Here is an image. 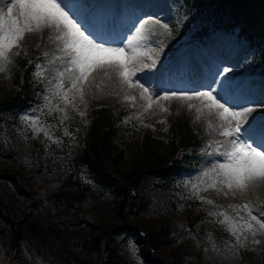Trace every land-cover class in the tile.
<instances>
[{
    "label": "rangeland",
    "instance_id": "rangeland-1",
    "mask_svg": "<svg viewBox=\"0 0 264 264\" xmlns=\"http://www.w3.org/2000/svg\"><path fill=\"white\" fill-rule=\"evenodd\" d=\"M123 1L114 0L113 20L119 15L113 23L115 26L102 21L100 27L89 26L95 11V0H64V3L68 6L65 10L69 15L77 19L82 28L87 27L98 43L108 42L106 46H116L128 29L134 24L138 26V21L142 19L151 17L153 21H160L159 24L148 25L153 33L150 43L153 51L149 53L151 59H144V64H151L154 60L155 67L141 65L142 71L137 73V77L141 78L139 83L148 89L151 107H147V98H141L140 87L123 84L111 69L94 70L82 86L81 99L77 90L71 88L69 74L65 73L63 78L58 75L66 63L57 58L61 57V53L54 40L55 32L51 29L26 32L19 45L9 52L11 62L0 60V66L4 67V71L0 72V94L11 87L9 69L14 59L23 55L29 57L30 53L38 55L31 59V77L37 86L23 105H13L15 107L0 111V159L3 163L21 168L37 191L35 201H46L45 192L54 185L56 177L65 167L69 148L83 134L91 105L105 103L111 105L114 111L120 109L118 122L126 128L124 132L129 140L140 142L146 139L161 149L166 145L170 125L185 121L199 139L195 149L188 147L185 153L193 152L197 162L177 174L172 188L166 191L164 197L153 202L145 219L149 224L160 216L169 220L173 246L187 254L189 264H264V230L259 229L243 207L247 203L252 208V215L261 218L258 214L264 213V181L250 182L244 190L229 189L220 183L222 177L213 169L225 162L220 152L225 151L227 146L223 145L225 138L215 131L222 123L216 112L203 108L196 98L163 99L165 93L171 92L191 94L193 91H212L221 103H227L229 107L242 105L254 108L248 118L254 117L253 123L259 127L264 124V106H261L264 105V69L254 68L250 59L252 48L237 36L236 27L216 28L201 40L178 43L175 47L173 40L180 41L185 37L184 33L170 41L166 38L173 37L170 31L178 29L183 23L182 18L176 17L178 0H137V8L125 2L126 10L121 7ZM8 6L10 0H0V14H6ZM124 11L129 20L127 23L122 20L125 18ZM16 13L14 8L13 14ZM164 24L168 25L167 29L162 27ZM211 52L213 56L209 55ZM182 54H186L191 62H196L197 55L204 56L206 65L202 66L204 73L199 68L200 76H187L189 86L173 85V76L169 74L171 66L179 65ZM223 69H228V72L219 75ZM105 72L108 74L105 75ZM204 74H207L206 78ZM61 81L64 87L58 93L56 86ZM237 88L255 99L243 100V97V101L229 100ZM64 92L68 94L69 103L61 98ZM197 108L202 111L197 113ZM45 132L48 134L45 135ZM218 147L220 152L216 151ZM213 181L216 187H210ZM209 200L212 203H208ZM221 213L228 217L225 223L220 222L225 220ZM78 216L92 218L86 208ZM244 221L254 225L255 235L243 227ZM229 224L237 227L239 240L229 230ZM127 248L131 256L137 257V243L131 236L127 238ZM22 255L27 260L21 262L16 253L0 241V264H44L28 251ZM138 262L140 264L139 258ZM185 263L182 261V264Z\"/></svg>",
    "mask_w": 264,
    "mask_h": 264
},
{
    "label": "trees",
    "instance_id": "trees-1",
    "mask_svg": "<svg viewBox=\"0 0 264 264\" xmlns=\"http://www.w3.org/2000/svg\"><path fill=\"white\" fill-rule=\"evenodd\" d=\"M175 12L183 23L166 40L185 35L173 40L175 47L214 28L236 26L252 48L254 67L264 69V0H178ZM33 56L38 57L18 56L10 65L11 87L0 94V111L19 107L33 95ZM112 108L90 106L83 134L69 148L46 201H35L37 191L21 168L0 159V241L21 262L28 251L44 264H139L138 258L140 264H189L187 254L173 246L169 220L160 216L149 224L145 216L177 174L197 162L185 150L195 149L198 136L182 121L170 125L162 149L146 139L132 141L118 122L121 110ZM84 208L92 218L78 216ZM130 236L137 257L127 250Z\"/></svg>",
    "mask_w": 264,
    "mask_h": 264
},
{
    "label": "snow or ice",
    "instance_id": "snow-or-ice-1",
    "mask_svg": "<svg viewBox=\"0 0 264 264\" xmlns=\"http://www.w3.org/2000/svg\"><path fill=\"white\" fill-rule=\"evenodd\" d=\"M63 5V6H62ZM68 7L64 0H10V6L7 7L6 14H0V60L9 61V52L23 39L26 32H42L45 29H51L55 32L54 40L57 42V50L61 53L62 62L66 63L64 70L58 73L63 78L65 73L69 74L71 88L76 89L81 99H83V84L88 80L89 75L96 69H111L115 71L120 81L128 87L137 86L142 89L141 98H147L151 107V97L147 96L148 89L139 83L140 77L137 73L142 71L143 67H155V61L151 64H144V59L153 49L150 47L153 33L148 28L149 24H159L160 21H153L151 17L138 21V26L134 24L132 28L117 42L116 46H106L108 42H97V38L87 29L82 28L77 19L69 15L65 10ZM17 13L13 14V9ZM165 29L167 24L162 25ZM50 39H53L50 37ZM45 55H47L45 53ZM4 67L0 66V72ZM228 72L223 69L219 75ZM39 75V73H37ZM108 73L105 72V75ZM133 78H136L135 80ZM57 90L64 87L62 81L57 84ZM219 95V93H218ZM170 97H179L180 99L191 100L196 98L201 101L203 108L209 112L215 111L222 123L215 131L224 137L223 145L226 150L220 152L225 159L224 163H219L213 170L222 179L220 183L225 184L229 189L244 190L250 182L264 181V124L259 127L254 125L249 115L254 111L252 107H243L242 105H232L221 103L212 91H193L165 93L163 99ZM66 103H69L67 92L61 97ZM126 99H132L126 97ZM264 106V105H261ZM192 107V105H189ZM239 108L240 110H235ZM164 110V109H162ZM197 113L202 111L196 109ZM83 115V113H81ZM38 120V118H37ZM211 127V125H209ZM40 130H43L42 128ZM48 133L45 132V135ZM259 136V141L256 137ZM220 144V142H217ZM216 187V182L210 185ZM208 203H212L211 200ZM244 209L249 213L252 221H256L260 230H264V213L252 215V208L245 203ZM225 223L228 217L225 213ZM244 228L256 234L254 225L249 221H244ZM229 230L240 239L237 227L229 224ZM259 243V241H253ZM130 247H133L130 245ZM134 251V247H133Z\"/></svg>",
    "mask_w": 264,
    "mask_h": 264
},
{
    "label": "bare ground",
    "instance_id": "bare-ground-1",
    "mask_svg": "<svg viewBox=\"0 0 264 264\" xmlns=\"http://www.w3.org/2000/svg\"><path fill=\"white\" fill-rule=\"evenodd\" d=\"M125 2L126 3L128 2V4L131 3L137 8V6H136V4L138 3L137 0H134V1L133 0H124L123 3L121 4V7H123L124 9L127 8L125 6ZM114 4H115L114 0H95V3H94L95 11L92 13V16H91L92 19L90 20L91 23L89 26L100 27L102 25V21H104L106 23L110 22L112 24V26H115L113 23L116 21V19L119 17V15H117L115 17V19L113 20L112 14L115 11L114 10ZM117 13L119 14V12H117ZM126 13L127 12L124 11L125 18H122L123 23L129 22V20L126 16ZM203 59H204V56L202 57V56L197 55L196 60H194L196 62H191V60H189V58L186 54L180 55L179 65L177 67L171 66V68H170V73L173 76L174 84L176 83L177 85H181V84L188 85L190 83L186 80V79H188L187 76H189V77L190 76H192V77L200 76L199 72H201V71L199 70V68H196V67H198L199 64L203 67H206ZM150 73H151V71H150ZM178 79H180V80H178ZM176 80H178V81H176ZM239 91H240L239 88L235 89V92L229 97V100H231V99L234 101L242 100L243 97L239 94ZM255 182H257V181H255Z\"/></svg>",
    "mask_w": 264,
    "mask_h": 264
}]
</instances>
